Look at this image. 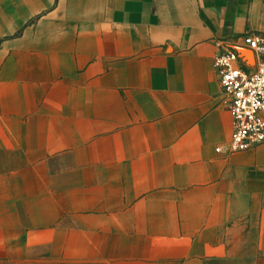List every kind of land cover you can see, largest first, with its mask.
Segmentation results:
<instances>
[{"label": "crops", "instance_id": "obj_1", "mask_svg": "<svg viewBox=\"0 0 264 264\" xmlns=\"http://www.w3.org/2000/svg\"><path fill=\"white\" fill-rule=\"evenodd\" d=\"M248 34L264 0H0V264H264L214 67Z\"/></svg>", "mask_w": 264, "mask_h": 264}, {"label": "built area", "instance_id": "obj_2", "mask_svg": "<svg viewBox=\"0 0 264 264\" xmlns=\"http://www.w3.org/2000/svg\"><path fill=\"white\" fill-rule=\"evenodd\" d=\"M241 47H220L214 58L222 92L230 100L234 119L228 147L231 154L264 145V34L244 36Z\"/></svg>", "mask_w": 264, "mask_h": 264}, {"label": "bare ground", "instance_id": "obj_3", "mask_svg": "<svg viewBox=\"0 0 264 264\" xmlns=\"http://www.w3.org/2000/svg\"><path fill=\"white\" fill-rule=\"evenodd\" d=\"M252 61V60H251Z\"/></svg>", "mask_w": 264, "mask_h": 264}]
</instances>
